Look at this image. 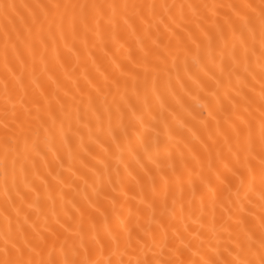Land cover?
<instances>
[{"label":"snow or ice","instance_id":"6c2138e0","mask_svg":"<svg viewBox=\"0 0 264 264\" xmlns=\"http://www.w3.org/2000/svg\"><path fill=\"white\" fill-rule=\"evenodd\" d=\"M0 17V264H264V0Z\"/></svg>","mask_w":264,"mask_h":264},{"label":"bare ground","instance_id":"6f19581e","mask_svg":"<svg viewBox=\"0 0 264 264\" xmlns=\"http://www.w3.org/2000/svg\"><path fill=\"white\" fill-rule=\"evenodd\" d=\"M4 2H15V3H36L38 2V0H4ZM162 2V0H161ZM169 3L173 2V0H168ZM176 2H179V0H176ZM196 2H202V0H196ZM211 2V0H210ZM3 18L0 17V33H2V26H3ZM98 56H101L102 53H100L99 51H97L96 53ZM121 191H126L128 192L129 196H132L135 194V190L133 188L132 185L130 184H126L125 187L123 189L117 188L116 192L113 194L115 196H119ZM137 199H139V197H137ZM0 222H2V217H0Z\"/></svg>","mask_w":264,"mask_h":264}]
</instances>
